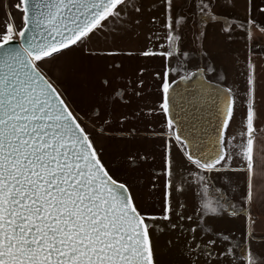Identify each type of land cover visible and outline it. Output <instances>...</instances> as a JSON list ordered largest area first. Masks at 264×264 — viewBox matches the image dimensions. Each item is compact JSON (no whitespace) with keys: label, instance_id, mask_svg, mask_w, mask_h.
<instances>
[{"label":"snow or ice","instance_id":"6c2138e0","mask_svg":"<svg viewBox=\"0 0 264 264\" xmlns=\"http://www.w3.org/2000/svg\"><path fill=\"white\" fill-rule=\"evenodd\" d=\"M14 7L21 13L20 25L9 20L0 27V264H166L167 250L159 245L166 231L169 245L172 232L183 239V264H196L191 258L193 245L200 247L196 232L211 234L207 220L225 211L245 218L246 240L242 257L225 244L218 264H264V246L257 244L264 236H256L251 214L252 205L264 201V110L256 95L257 64L246 58L245 114L231 136L233 88L221 84L209 94L212 84L205 71L216 69L210 64L189 68L193 54L203 49L210 23L229 40L240 35L246 47L252 42L264 53V7L254 9L251 0H244L242 16L234 15L236 0H16ZM144 10L158 13L150 18L149 44L162 42L143 50L113 46L101 54L161 62L152 72L159 95L147 108L148 114L162 116L165 129L159 211L152 203L156 189H138L120 178L114 157L96 146L93 133L48 75L49 61L85 50L81 46L93 37L103 35L112 44L131 40L139 34ZM188 33L191 44L185 43ZM196 43L199 48L192 47ZM146 71V66L138 68L135 96L146 87ZM218 78L226 80L222 74ZM185 84L195 91L188 92ZM208 101L213 109L219 105L209 113L215 126L201 114L200 105ZM138 160L126 155L132 172ZM219 177L225 183L217 187ZM228 190L239 208L220 203ZM173 192L192 194L199 225L191 223L185 203L177 201L173 208ZM217 240L225 243L229 236L216 231L204 248L211 252Z\"/></svg>","mask_w":264,"mask_h":264},{"label":"crops","instance_id":"0c3cea01","mask_svg":"<svg viewBox=\"0 0 264 264\" xmlns=\"http://www.w3.org/2000/svg\"><path fill=\"white\" fill-rule=\"evenodd\" d=\"M15 3L16 0H0V27L9 20H14L17 26L20 25L21 13L15 9ZM251 3L254 9L256 5L264 7V0H251ZM145 14L147 17L150 15L147 10H144L141 16ZM135 42L133 39L118 40L112 44L105 43L103 35L93 37L87 45L81 46L85 50L65 53L57 57L56 60L49 61L51 71L48 75L61 91L69 107L81 117L86 131L93 133L96 146L102 147L106 153L114 157L113 167L118 170L120 178L132 180L138 189L147 185L151 190L153 184L159 182L160 192L159 194L157 191L155 192V200L152 201L155 209L159 211L163 166L160 134L165 129L162 124V116L159 113L148 114L147 108L153 106L159 95L152 72L160 70L161 62L159 58L145 60L139 56L101 54L113 46L143 50L144 47L156 46L162 41H153L149 44L148 38H144L143 41ZM261 42L264 43V38ZM253 45L255 44L252 43L249 48L244 46L239 52L244 58H250L257 64L256 95L260 102L258 108L264 110V53H261L259 48L254 49ZM116 64H119L120 67H115ZM141 66L147 67V71L143 74L146 87L140 96H135L133 90H140V86L135 81L137 76L141 75L138 72V68ZM105 79L108 81L107 84L104 83ZM119 92H124L125 95L121 97L118 95ZM237 104L234 119L230 121L229 130H227L228 136L234 133L241 117L245 114V104L240 102ZM231 125L233 128H230ZM260 127H264V124H260ZM153 131L157 135H152ZM129 153L139 156L138 164L132 166L135 168V172L132 173H128L130 169L125 163L126 155ZM149 181L152 183L149 184ZM251 212L254 218L264 221V201L254 203ZM197 225H199L198 221ZM206 227L213 229V232L204 236H201L199 231L196 232L201 254L213 260L212 258H215L226 244L233 247L241 257L243 256L246 240L244 217L220 214L208 219ZM216 231L228 235L229 240L225 243L217 240L216 244L210 246L211 252H209L204 246L209 239L215 238ZM256 236H258L257 233ZM257 242L264 246V241L258 239Z\"/></svg>","mask_w":264,"mask_h":264},{"label":"rangeland","instance_id":"374dc122","mask_svg":"<svg viewBox=\"0 0 264 264\" xmlns=\"http://www.w3.org/2000/svg\"><path fill=\"white\" fill-rule=\"evenodd\" d=\"M149 2H151V0H149ZM225 2H227V0H225ZM236 3L238 4L239 10L235 12L234 15L242 16L244 12L243 11L244 0H236ZM148 12L150 14L149 17H147V14L140 17L141 24L138 30L139 34L134 35L132 38L136 42L143 41L144 38H148V32L149 30L152 29L150 18L152 15L158 16L157 12H150V11ZM156 31H159V29L157 28ZM236 32L240 33L242 32V29H236ZM192 39L193 37L191 33L186 34L185 43L191 44ZM251 44L252 42H248V46L246 47V42L240 35H235L231 40H229L225 34L219 31V25L210 23L209 26L207 27L206 34L203 39V49H201L200 53L193 54L194 58L190 61L189 68L191 69L193 65L199 67H205L206 65L209 64L212 65L216 69V71L215 72L205 71L206 79L210 82H214L220 85L223 84L224 87H232L234 95L236 96V106L238 107L237 103L239 102L243 103L242 101L244 100L245 97V92H244L245 76L243 74L245 73V63H246V58H244L239 51L244 46L246 48H249ZM192 47L199 48V43L192 44ZM252 47L254 49L258 48L256 47V45H253ZM204 53H206V55ZM212 56L214 59L212 58ZM218 74H222L226 76V80L223 81L220 80L218 78ZM230 128H233V125H231ZM172 154L175 160L177 161V163H179L181 160V156L177 150V147L174 146L172 148ZM128 171H129L128 173H132L131 170ZM121 179H125V178H121ZM214 183L216 184L217 187H220L225 183V180L223 177H219L216 180H214ZM153 185L154 186H152L150 189L151 190L153 188L156 189L157 193L159 194L160 192L159 182ZM177 201L186 204V209H185L186 215L193 216V220L191 223L197 225V221H198L197 215L193 210L194 207L196 206V202L193 200L192 194L190 192H185L182 195H180L173 192V208L176 207ZM220 203L222 204L232 203L235 204L237 208H239L240 206L232 190H228L225 193V197L223 200L220 201ZM222 214L223 215L227 214L231 216L230 211H225ZM172 219L175 220L176 217L173 216ZM254 219L256 223L252 225V228L254 232L256 231L255 234L257 233L258 235L257 237L264 236V223H263L264 221L258 218H254ZM224 222L227 223L226 220H224ZM184 223L185 226H189V222L187 220H185ZM161 227H163V223H161ZM195 235L197 236V234ZM170 238L172 241L171 245L168 244L169 233L167 231L159 238L160 247L167 250L164 257L166 264H183L185 258L180 254V248H181V244L183 243V239L177 240V234L175 232H172L170 234ZM257 244L259 243L257 242ZM193 250L196 253V255L191 258L196 260V264H205V261H207L208 264H218V262L221 260L218 254L215 256V258H212L213 260H210L209 257H206L203 254H201L200 248L197 249L195 245H193Z\"/></svg>","mask_w":264,"mask_h":264},{"label":"water","instance_id":"95a60500","mask_svg":"<svg viewBox=\"0 0 264 264\" xmlns=\"http://www.w3.org/2000/svg\"><path fill=\"white\" fill-rule=\"evenodd\" d=\"M207 80V79H206ZM208 81V80H207ZM210 82V81H209ZM212 87L207 89V92L209 94H212L216 88H218L220 86V84L211 82ZM183 88H186L188 92H193L195 91V89L193 88V86L191 84H185L184 86H182ZM213 99H215V97L213 96ZM200 107L203 109L202 111V116L204 117L205 120H209L211 121V125L215 126L217 124V121L213 120L212 117L210 116V112L211 113H215L218 111L219 105H217V108L213 109L211 108V101H208L205 104L200 105ZM205 127H209L208 125H205ZM209 131L211 132V128H209ZM214 135V133H212Z\"/></svg>","mask_w":264,"mask_h":264}]
</instances>
